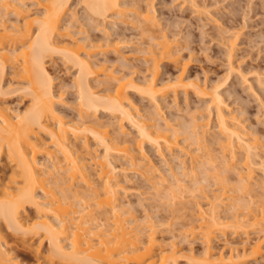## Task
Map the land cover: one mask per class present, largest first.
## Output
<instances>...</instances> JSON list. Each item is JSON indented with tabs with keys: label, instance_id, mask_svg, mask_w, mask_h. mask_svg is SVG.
Returning a JSON list of instances; mask_svg holds the SVG:
<instances>
[{
	"label": "bare ground",
	"instance_id": "6f19581e",
	"mask_svg": "<svg viewBox=\"0 0 264 264\" xmlns=\"http://www.w3.org/2000/svg\"><path fill=\"white\" fill-rule=\"evenodd\" d=\"M70 1L71 0H33L34 5H37H35L37 10L34 11L32 9L33 11H31L30 7L28 8L29 4L27 5L25 0H0V94L8 93L5 89L6 85L4 83V77L6 75V69L11 66L14 70L16 69L14 74H17L18 77L20 76V79L18 80L23 79L27 82H22L26 85H24L25 87L23 86V90L26 89L27 93H31L33 97V102L31 101L32 103L29 104L28 108L15 115L11 113V107L0 103V156L6 152L9 159L7 160L13 164L11 174L9 173L10 176H8L9 179L7 181H0V220L2 219L8 227L13 228L14 231H20L23 234L22 236L26 235L31 236L30 238H32L35 235L40 234V244L37 247L31 245L33 247V249L32 247L31 249L36 254V261L33 264H131L132 262H136V264H180V253L178 254L179 251L176 246L177 244L173 243L172 247H168L163 242V245L161 244L157 235V223L154 219H148V221L145 222L146 224L144 223L143 225L139 222L137 217L133 216L134 212H131L132 216L129 215L127 210V212H125V205L122 204V201L119 202L121 199L119 195L121 194V189H126L123 182L128 181L129 178L128 176H126L125 179L120 177L122 169L116 163L118 160L117 156L119 158L125 157L130 163L127 162L132 164L131 168L134 169L135 167L133 166H139L137 161L139 157H136V152L132 151L135 149H133V146L131 149V145H128L126 142L124 143V141H121L118 138H116L117 140L114 139V136L109 134V130H105L103 127V129L100 128L102 124L100 123L101 125H99V120L93 122L92 119L90 121L89 117V122L86 117L90 116L89 113L96 116V114L102 111L110 112L111 114L120 112L123 119L125 118L140 134L139 136L141 137L139 138L141 139L137 140L141 142H137V144L139 143L141 146V143L145 140L146 142H150V144H156L160 151L159 153L165 159V147L171 148L170 150H172L179 146V142L181 141H179L180 136L178 135L180 132L177 133L178 130H174L175 128L173 127V130L176 132L173 133L172 131V133L177 134L173 136V134L169 132V122H165V128H163L160 126L163 124L159 125L158 122L156 124L153 123V121L148 120L150 119L149 116L147 118L141 113L140 108L134 104L132 101L133 99L128 93L129 91L127 90L132 86L144 95L146 94L147 97L155 100L154 102L157 103L156 107L158 106V108L155 109L156 112L152 111L154 114L153 116L151 112H149V114L151 115V120H158L155 116H158L157 114L160 113L162 109L161 106H163L160 96L167 93V89L173 88L176 93L179 87L185 88V90H188V88L191 87L193 89L192 91L195 90V93L197 92L198 94L203 95L202 97H211L210 102H212L213 105L210 104L216 108V118L218 119L217 127L220 130L218 131L221 132L223 136L220 139L222 155L219 151L218 153L220 156L214 154L216 151L212 152V154H209V152L207 153L209 162L214 164L215 168H212L215 170L213 172L210 171V168L208 169L204 162L203 164H205L207 170L204 168L205 170L202 171L201 169V173L205 171L206 173L204 172V174H206L205 176L207 177L209 175L208 173L218 172V174H215L217 176L223 171L220 169L221 172H219L218 169L221 164H223L221 167L225 166L223 169L226 168L224 169V172L231 168L233 170V162L236 161L237 154H239L238 151H244L246 155L244 152L243 154L246 157L244 156L245 159L243 161L244 164H246L245 166L249 169L248 172H250L247 173L248 175L244 174L246 176H244L241 171L236 172V174L240 179L238 180L239 183L241 182L240 189L246 191L245 193L250 194L253 186L248 180H250L253 175L252 172L254 171V167L256 169V166L254 165H260L261 169L264 170V155H262L263 152L261 153L259 149L261 138H259L258 135H253L254 137L248 136L246 130H244L245 126L239 120V117L236 114L234 115L233 113L231 114L227 112L225 98L221 93L222 91L219 90L221 86L212 87V89L207 90V87H203L200 82L186 78L188 77L185 74L186 65L182 70L183 72H181L175 80L173 79L174 81L172 79L170 80L173 81L172 83L168 80L167 82L169 84L167 82L166 84L163 82V85L159 84L158 76L160 73L159 65H161V61H166L167 59L176 61L178 58L177 56H179L178 49L177 51L176 49L174 50L175 42L173 43V40L175 39L171 40L172 38L169 39L170 37L166 38L168 35L165 36L164 34L162 36L164 40H160L162 41H159L160 44L157 42V48L160 45L158 49L152 47L153 51H151V53L149 51L150 56L152 54V62L154 63V67H149L152 68L151 70L154 71V74L148 79L145 77L142 83H136L133 76H131L133 77L131 79L129 77L123 78L117 76L114 74V71H112V68L110 69L98 60L94 61L93 57L96 55L95 50L103 49L104 51V47L102 46L104 43L102 42L103 44H101L100 41V44L98 45L95 44L98 41H92L95 43L88 42L89 38L86 37L84 38V41L80 40V42L76 39L77 37L75 38L70 34L72 26L69 23L72 22V24H74L73 22L78 20L77 13H75L76 10H73V17H77L73 19L71 15L72 20L68 22L69 25L63 22L70 9ZM82 2H84L86 6H84L85 9H88V12L92 13V16L90 15V17L95 15L102 18V21H107V19L111 18L112 15L114 16V14H122V12L128 10V8H134V6H130V3L126 0H82ZM194 4L196 5V3ZM151 6L152 3L149 4V7L146 5L143 10V7H140L141 9L138 7L133 9L134 15L137 14L136 18L139 17L141 19H139V21H143L147 27L150 26L148 27L150 29L154 27L158 19L155 12L156 10H154L155 8ZM129 11H132V9ZM10 12L14 14V17L16 16V18H14L15 20H12V22L9 17ZM104 29L106 30L107 28L104 27ZM107 32V34H109V31ZM57 35L61 38H56ZM233 37L231 36L230 39L226 38L227 40L224 39V44L228 43L227 50L229 51V57L232 61L234 60L233 56H235L234 54L236 53L235 49L237 48L236 44L238 39L237 35H233ZM154 38L152 37V39ZM85 40H87V42ZM9 42L10 45L8 46ZM109 42L111 43V41ZM110 43H106V47L110 46V48H113L114 46L119 48L120 41ZM111 45L113 46L111 47ZM98 46H102L103 48H98ZM92 48H94L95 52L92 51ZM116 48L114 49L116 50ZM55 54H61L65 60L73 62V64H76L78 67L79 72L77 73V78L75 77L76 80H74L79 89L78 95L80 98V108L78 107V109H80V113L78 118L81 114V120H72L74 122H71V120L68 121L65 114L63 115L57 109L56 104L58 103V100H63L64 96H62V93V95L60 93L57 95L54 90V80L56 78L52 73L53 71H51L48 66V58H52ZM232 67L235 68L234 65H232ZM234 68H232V70ZM100 75L105 76L106 82L112 80V82H110L111 87L106 88L111 90L113 87L111 90L112 92L110 91L105 94H99L98 90L97 92L93 89L94 85L92 86L93 83H91L93 80L91 81L90 78ZM113 81H115V83H113ZM112 83L114 85H111ZM9 85L8 87L10 89L11 87ZM18 89L19 88L16 87L15 90ZM10 90H13V88ZM158 109L160 110L158 111ZM210 110L212 111V109ZM209 118L211 119L210 116ZM209 118L195 117V121L193 118L194 124H192L193 122L191 123L193 128L189 126L192 128V130L189 128L190 132L192 131L193 133L191 134L187 129L185 131V133L189 132L193 136H189L188 138L187 135L185 138L201 143L197 144V146H199V148H197L200 150L197 149L199 154H197L198 151H191L189 145L188 149L186 147H180V149H182V154L184 152V155H190L192 159L191 162H197L203 158H201L203 155L200 154L202 151L200 148L202 145H204L203 147H206L207 143L205 145V142L203 141L207 138V133L211 132L208 131V128L211 126L210 121L212 120H209ZM93 119L95 118L93 117ZM121 128L122 132L126 131L123 129V123L121 124ZM41 132H44L47 135V138L41 137ZM90 133L92 134L91 137L93 136L101 147L103 146L104 153H101L102 155H97V153L96 155H93L92 152H95V150H91L92 145L90 143ZM170 134L173 137H171ZM76 139L82 140V144H80V146L82 145V148L78 147L79 145L76 143L77 141L75 142ZM192 140L191 142L193 144ZM216 140L217 139H215V141ZM206 142H208V140H206ZM140 146L138 147L141 148ZM143 147L144 145L142 144V149ZM141 151L143 152V150ZM40 155L47 156V159L50 160L49 162L51 163H46L45 161L47 160L42 161ZM173 155L175 154L173 153ZM184 157L186 156L180 158L182 163L181 167L183 168H179L184 169L183 173H187L186 169L188 165L186 166L187 162ZM227 157H229V159H227ZM145 159L147 160V158ZM165 160L168 159L166 158ZM217 160L221 163L219 166H216L217 164H215L218 162ZM231 160L234 161L232 162ZM229 161L232 163H229ZM145 165L148 166V172L157 175L156 171L158 169L150 159L147 160ZM137 166L136 170L138 169ZM195 166H197V164ZM195 166H192L193 172L196 169ZM199 167L200 166L197 168ZM235 168H237V166H235ZM91 169L93 171H91ZM136 170L135 172L139 171ZM232 170H230V172ZM197 171L200 172V170ZM228 172H226V174H228ZM194 173L193 176L197 178L199 173H196L197 176L194 175ZM142 175H145V172H143ZM164 175L165 174H160L161 179L159 182H155L158 184L157 186H159L160 183H164L163 179L166 177H164ZM184 175L187 176L186 174ZM190 175H192V173ZM175 177L177 180L176 183H179L180 188V181H183V184L184 179H179L177 176ZM221 177L219 175V178L223 179L224 173ZM95 178H97L98 183ZM221 182L222 180L220 183ZM76 183H79V185L82 183V185L76 187ZM82 186L86 188H82ZM183 186L184 184L182 185V190L185 187ZM234 188L235 186L231 189L227 187V189H230L232 192L236 190ZM236 188L239 189L238 185ZM71 189L73 192L70 191ZM169 189L170 188H166V192ZM184 189L186 190V187ZM223 189L224 190L219 193H217L218 191H213L215 195L212 197L208 194L204 195L206 196V200H208V204L206 203L207 205H205L207 207H204L201 201H198L196 204L194 202L196 208L198 207L197 211L199 212V218H197L198 223L186 222L187 224H190H188V230L186 229L189 234L196 235L201 233L202 235L200 236L204 237V240L207 243L206 256L208 257L213 255V241L216 238L217 231L221 230L220 228L233 226V228L235 227L238 231L240 229L244 231L249 225L253 227L254 224H261V220L264 219V211L262 210L263 212L261 213L260 209V215H258L259 213L255 215L256 212L252 211L254 214L252 215L251 213V218L256 219L252 221L250 216L248 217V215H250L248 212L251 210L248 212L245 210L246 207L249 208L246 203H243L244 206L242 207L239 205H237L239 207L235 206V208L237 207L236 210L238 208H244L242 210L238 209L239 211H237V213L233 210V214L234 212L236 214H231L232 216L222 212L229 205V207L233 209L234 206L232 208L231 205L235 202L232 200L234 194L232 193L233 195H231L230 190H227L226 188ZM40 191L42 193H40ZM171 191L168 192L173 193ZM69 193H71V195ZM165 195L168 196L167 193ZM234 198H236V196H234ZM85 201L87 202L85 203L86 205L84 204ZM79 203L82 209L79 207ZM92 205H99L100 207L105 206L104 208H107L106 211H104L105 209L103 210L102 214L104 217L105 214L106 217L108 213L111 214L113 218H111L113 220V225L111 227H107L108 224L105 226L106 222L100 224V219L102 217L93 213L95 210ZM28 206L35 209L34 212H36V215L32 218L27 216L26 211ZM91 206L93 208H91ZM76 207L79 209H76ZM229 207L227 209H229ZM222 213L224 214L223 216ZM98 216L100 217L99 219ZM104 217L102 220H104ZM106 217L105 221L107 219ZM109 219L110 218H108V220ZM99 220L100 222H97ZM191 220H193V218ZM92 224H97V227L92 226ZM251 227H249V229ZM263 228L261 229L264 233ZM246 231L249 235L250 231H248V229ZM4 236H2L0 230V264H26V262L23 263L24 261L22 262L19 258L17 259V257L12 255L13 251L11 252L10 250L12 249L8 247L9 242L7 239L6 241L2 240ZM263 236L260 235L259 239L253 242L249 247L244 245L242 250H240L241 248L239 249L238 246L234 247L233 245L231 248L232 250L230 249L231 252L228 255L221 254L219 258L220 261L222 260L224 264H239L240 258L248 255H250L249 257L257 255L261 252L264 245V238H261ZM46 238L50 242L49 248H47L48 250L46 254H41L40 246ZM248 240L244 241L248 242ZM248 250H250V253L246 255Z\"/></svg>",
	"mask_w": 264,
	"mask_h": 264
},
{
	"label": "rangeland",
	"instance_id": "374dc122",
	"mask_svg": "<svg viewBox=\"0 0 264 264\" xmlns=\"http://www.w3.org/2000/svg\"><path fill=\"white\" fill-rule=\"evenodd\" d=\"M126 1L130 3V6L132 7L134 6V8H128V10L124 11L125 13L122 12V14L119 13L114 14V16L112 15L111 18L107 19V21L105 20L102 21L103 20L102 18H99L95 15H93V17H90L92 13L88 12L89 11L88 9H85L86 6L84 2H82V0L80 1L71 0L69 12L66 14V17L63 20V22L65 24H68V22L72 20L71 15L73 19L78 16L79 21L75 19L76 21L73 22L74 24H72V22L69 23L72 26V28L70 29L71 30L70 34L73 35L75 38L77 37L76 39H78L79 41L80 40L84 41V38L86 37L89 38L90 40L89 41L87 39L88 42L98 41L97 43L92 42L98 45L100 44V41L101 44L104 43L105 46L104 44L102 45L104 47V51L103 49L95 50L96 55L95 57H93V60L94 61L98 60L99 62L104 63L103 65L108 66L110 69L112 68V71H114V74L117 76L123 78L129 77L130 79L134 77L133 79L136 81V83H142L145 77L148 79L150 78V76L152 77V74H154L153 73L154 71L151 70L152 68H150V67H154L153 65L154 63L152 62L153 60L152 54L151 56L149 54V51L150 53L151 51H153L152 47L154 48L156 47V49L159 48L160 42L164 40L162 38L164 34L165 36L168 35L166 38L170 37L169 39L172 38L171 40L175 39L173 40V43L174 42L176 43V44L174 43V50L176 49L177 51L178 49L179 56H177L178 58L176 61L175 60L171 61L170 59H167L166 61L162 60L163 62L161 61V65H159L160 73L158 76V82H160L159 84L160 85H163L164 83L166 84L168 80L170 83H172L176 79V77L181 72H183L182 70L186 65L185 74L186 76H188L186 78L200 82L203 87L205 86L207 87V90L212 89V87L221 86L219 90L222 91L221 93L225 98L226 101L225 106H227L226 108L227 112L231 114L233 113L234 115L236 114L239 117V120L245 126L243 127L244 130H246L248 136L254 137L258 135V137L261 138L260 147L262 148L259 147V149L261 153L263 152L262 155H264V0H190L191 2L189 0H132V1L126 0ZM25 2L27 3V5L29 4L28 8L30 7L31 11L37 10V7H35L36 4L34 5L33 0H25ZM147 3L149 4L152 3L151 7L155 8L154 10H156L155 12L158 18L154 27L151 26L153 27L151 29L148 28L150 26L147 27L145 23H143V21H139L140 18L139 17L136 18L137 14L134 15L133 12V9H136V7H138L139 9L143 7L142 10L146 7V5L149 7V4ZM194 3H196V5ZM130 9H132V11H129ZM73 10L74 11L76 10L75 11V13H77L76 17H73L74 14ZM9 14L8 15L11 18V22H12V20H15L14 18H16V16L14 17V14L12 12H10ZM104 27L107 29L105 30ZM107 31H109V34H107L108 33ZM232 34L234 36L237 35L238 37L236 44L237 48L235 49L236 53L234 54L235 56H233L234 58L233 61L229 57V51L227 50L228 43L224 44L225 40L230 39L231 36L233 37ZM152 37L155 38L152 39ZM56 38H61V37L57 35ZM108 39L109 41H111V43L120 41L119 48H116L113 45H111V47L113 46V48H110V46H107L108 47L107 48L106 45L110 43ZM87 40L85 41L87 42ZM157 42L159 43L158 48H157ZM9 45L10 42L8 46ZM102 46L100 47L103 48ZM100 47L98 46V48ZM114 48H116V50ZM92 49H93L92 51L95 52L94 48ZM60 55L55 54L52 58L50 59L48 58V66L50 70L53 71L52 73L56 78L54 80L55 82L54 90L56 91L57 95L59 93L60 94L62 93L63 95L62 94L61 95L64 96L63 100H65V101L58 100L56 106L57 109L63 115L65 114L68 121L71 120V122H74L76 121V119L81 120L80 118L81 114L78 118V115L80 113V109H78V107L80 108L79 106L80 98L78 95L79 89L77 84H75L76 83L75 77L77 78V73L79 71L76 64L74 65L73 62L65 60V58L62 57V55L61 56ZM83 55L86 57L84 53ZM232 65H234L235 68L232 67ZM232 68L234 69L232 70ZM15 70L11 66H9L6 69L4 83L6 85L5 89L8 91V93L0 94V103L1 104L3 103L5 106L11 107L12 109L10 111L13 115L25 111L28 108L29 104L33 102L32 101L33 97L31 93L30 94L29 92L27 93L26 89L23 90V86L25 85L24 83L27 82L24 81L22 78H21L22 80H18L20 79L19 78L20 76L18 77L17 74H14ZM101 76L103 77V79ZM171 79L174 80L170 81ZM90 80L91 81L93 80L92 82L91 81L90 82L93 83L92 84V86L94 85L93 89L95 91L98 90L99 92L98 91L97 92L99 94H103V93L105 94L106 92L108 93L113 88L112 87L111 90L106 89L107 87H111L110 82H112V80L106 82L105 76L103 75L97 77L95 76L91 77ZM23 81L24 83H22ZM10 82L12 85L11 84L9 85ZM113 83H115V81H113ZM113 83L111 85H114ZM7 84L11 87L10 89L13 88V90H10ZM14 87L15 89L16 87L19 89L15 90ZM131 87L132 86H130V88H128L127 91H129L128 93L130 94V97L133 99L132 101L134 102V104H136V106L140 108L141 113L147 118L149 116L150 119L148 120L153 121V123L157 124L158 122L159 125L163 124L160 125L163 128H165L164 123L169 122L170 125L169 132L173 134L178 130L177 133L180 132L178 136H180L179 141L181 142H179V146L173 148L174 150L173 149L170 150L171 148L165 147L166 148L164 151V153H166L165 159L167 158L168 160H170L168 161L165 160L164 157L159 153L160 151L158 150L156 144L154 143L150 144V142H146V140L141 143V146L139 143L137 144V142H141L137 140V139H141L139 138L141 137L139 136L140 134L138 133L137 129L134 128L125 118L123 119V116H121L120 112L111 114L110 112L102 111L96 114V116L93 115L92 113H89L90 116L87 115L88 117H86V119H88L87 121H89V117H90V121L92 119L93 122L99 120V125L102 124L100 128L103 127L105 130L106 129L109 130V134L114 136L113 137L114 139L118 138L121 141H124V143L125 142L128 143V145H131L130 146L131 149L133 146V149L135 150L132 151H135L136 153L135 152L134 153L136 157H139L137 160L139 166L136 165L138 169L136 170V166H133L135 167L134 169L136 171L138 170L139 171L135 172V170L131 168L132 164H129L130 162L125 157L119 158L117 156L118 160L116 161V163L122 169L120 177L122 179H125V177L128 176L129 178L128 181L123 182V185L125 186L126 189H121L120 191L121 194H119L121 199L119 202L122 201V204L125 205V212L128 211L129 215H131L134 212L133 216L137 217L139 219V222L142 223L143 225L146 221H148V219L150 220L154 219V221L157 223V227H158L156 228L157 235L159 237V240L161 241V244L163 242L168 247H172L173 243L177 244L176 246L178 247V251H179L178 254L180 253L179 254L180 264H224L222 260L220 261L219 258L221 254L228 255L231 252L232 250L231 248L233 247V245L234 247L238 246V248L239 249L241 248L240 250H242L244 248V245L249 247L253 242L259 239L260 235L262 236L264 235L261 229L264 226V222H263L264 219L261 220L262 221L261 224L260 223L258 225L254 224L253 227L249 225L248 228H246L244 231L241 229L238 231V229L236 230L235 227L233 228V226H227L226 227L227 229L220 228L221 230L217 231L216 238L213 241L214 252L211 257L206 256L207 243L205 242L204 237L200 236L202 234L201 233L200 234L198 233L196 235H193L191 233L189 234L186 231V229L188 230L187 227L189 223L187 224L186 222L189 221V222L198 223L197 218H199V212L197 211L198 207L196 208L195 204L198 201H201L203 206L207 207L205 205L208 204V200H206L205 198L206 196L204 195L208 194L210 197H212L213 195H215L213 191L215 192L218 191L217 193H219L224 190L223 188L227 189L228 187L231 189L233 188V186H235L234 189L238 191L232 189L234 190V192H232L230 189H227L231 191V195L234 194L232 200H234L235 202L237 201L236 203L234 202L231 205L232 208L233 206L235 208V206L237 205L242 207L244 206L243 203L244 204L246 203L250 209L246 207L247 209L245 208V210L247 212L251 210L250 212H248V214L250 213L248 217L250 216V219L254 221L255 218L253 219L251 218V216L254 214L252 211L256 212L255 215L259 213L260 209H261V213L264 211L263 209L264 208V186H263L264 170L261 169L260 165L258 166L254 165L256 166V169L254 166H252L254 167V171H253L254 173L252 171L251 172L254 176L252 175L250 180H248L249 183H251L253 186L252 191H250L251 194L245 193L246 191L241 190L240 189L241 182L239 183L238 180L240 179L238 178L236 172L241 171L243 175L250 172V171L248 172L249 169L245 166L246 164H244L243 160L245 159L244 156L246 154L242 150L245 155L243 154V152L238 151L239 154H237L236 161L231 160L232 162L234 161L233 162L234 169L232 170L231 168L230 169L232 170L231 172L228 169L225 170L226 172L229 171L228 174L224 172V169L226 168L223 169V167L225 166L221 167V165L223 164H221L218 161L219 159L217 160L218 162L215 163L217 164L216 166H219V164H221L218 169L219 172H221V170L223 171L219 175L221 177V175L224 173V177H223L224 180L221 179L222 177L219 178V175L217 176L215 175L218 174V172L208 173L209 175L207 176L208 177L207 178L205 176L206 174H204L205 171L201 173L203 170L206 169V166L208 169L210 168L209 170L212 172L215 170L214 164L209 162L207 153L209 152V154L210 153L212 154V152L216 151V153L214 154L219 155V153H221L222 155L220 139L223 137L221 132H219L220 131L219 128L217 127L218 119L216 118L217 116L216 108H214L215 106H212L213 104L212 102H210L211 97L208 96L202 97L203 95H200L197 92L195 93V90L192 91L193 89L191 87H190L191 89L188 88V90L179 87L176 93L174 89L171 87L172 89H167L166 91L168 92L165 93L163 96H160L161 98L160 100H162L163 102V106L161 107L162 109L163 108L164 109L163 110L161 109L160 113L157 114L158 116H155L158 120H151V115L149 114V112L152 113V111H155V109L158 108V106L156 107L157 103L154 102L155 100L151 99L150 97H147L146 94L144 95L143 93L139 92L133 87L131 89ZM210 109H212V111ZM159 110L160 109H158V111ZM153 115L154 114L152 113V116ZM209 116L211 117L212 120L209 118ZM93 117L95 119H93ZM195 117H200V118L208 117L209 120H211L210 121L211 126L208 128L209 129L208 131L211 132L207 133L208 136L206 135L207 138L204 139L203 141L205 142V145L206 143L207 145L206 147H203L204 145H202V147L200 148L202 149L200 154L203 155L200 156L201 158L203 157L202 158L203 160L200 159L199 161H197L198 163L196 161L191 162L192 159L190 155L189 156H187L188 154L184 155V152L182 154L181 152L182 149H180V147H186L188 149V147L190 146L189 149L191 148L190 149L191 151L195 152L199 150L198 149L199 146H197V144L200 142H196V141L194 142V140L188 139L189 136L193 137L191 135L193 132L192 131L190 132L189 128L192 130L193 128L192 124H194L193 118L195 121ZM122 123L124 125L123 129L126 130L125 132H122L121 130ZM189 123L192 124L190 125ZM189 126H191L192 128ZM173 129L174 130L177 129V130L174 131ZM186 129L191 134L189 132L185 133ZM41 133H40L41 137L47 138V135L44 132ZM89 135L91 137L92 134L90 133ZM174 135L177 134L175 133L173 134V136ZM187 135L188 138H185L187 137ZM173 136L171 135V137ZM92 138L93 136L90 139V143L92 145L91 150L92 151L95 150V152H92L93 155H96V153L97 155L98 154L102 155L101 153H104L103 146L101 147V145L94 138H93L94 140ZM215 139L217 140L215 141ZM191 140L193 141V144ZM206 140H208V142H206ZM81 141L82 140L80 139L75 140V142L79 145L78 146L76 144L79 148L82 146V145L80 146V144H82ZM142 144L144 145L143 149H142ZM138 146H140L141 148H139ZM138 148L143 150V152ZM199 151L197 152V154H199ZM173 153L177 155L175 156L173 155ZM183 156H186L184 158L186 159L187 162V164L185 163L186 166L188 165L186 169L187 173H183L184 169H181L183 167H181L182 163L180 158H182ZM40 157L42 161L47 160L48 162L45 161L46 163H51L49 162L50 160L47 159V156L40 155ZM145 158H147V160L150 159L152 163L155 165V167L158 169L156 171L157 175L155 174L153 175L151 172H148L149 169L148 166L145 165L147 163V160ZM7 159H8L7 153L4 152L0 156V160H1L0 181L1 180L7 181L9 179L8 176H10L11 174L12 171L11 169H13L12 168L13 164H11V162L8 161L9 159L8 160ZM227 159H229V157H227ZM231 161H229V163H232ZM204 162L206 166L205 164H203ZM196 164L197 166H195ZM193 165L197 170H200V172H198L194 168L195 169L194 172L197 171L196 173H199V176L197 178L193 176L194 173L192 171ZM198 166L200 167L197 168ZM235 166H237V168H235ZM91 171L93 170L91 169ZM143 172H145V175H142ZM191 173L192 175H190ZM196 173H194V175H196ZM160 174H165L164 177L166 176L165 177L166 180L164 178L163 179L164 183L163 184L160 183V185L157 186L158 184H156L155 182H159V180L161 179ZM184 174H186L187 176H185ZM173 175L177 176V178L179 177V179L180 178L184 179L183 184L186 187L187 191L184 189L185 188L184 186L182 190L183 181L180 180L179 181L181 182L180 183L181 187L179 188L180 185L179 183H176L177 181L176 177ZM95 179L96 182L98 183L97 178ZM220 179L222 180L221 183H220L221 181ZM80 185H82V183ZM80 185L79 183H76L75 186L79 187ZM237 185L239 189L236 188ZM187 186L189 187V189ZM83 187L84 186H82V188ZM166 188H170V189L167 190L166 192L165 190ZM70 191L73 192L72 189ZM168 191H171L173 193H170ZM40 193L42 192L40 191ZM71 193L69 194L71 195ZM166 193L168 196L165 195ZM234 196H236V198H234ZM85 203L87 202L85 201L84 204ZM92 206L91 208H93ZM98 206L99 205L94 206V210L96 213L95 212L93 213L99 215L102 218L100 219L101 222L100 220L97 222H100V224L101 223L104 224L106 222L105 226L108 224L109 226L107 225V227H111L113 225L112 223L113 218L111 214L108 213L106 217V214L104 213L105 217L107 218L105 221V217L102 214L103 210L105 209L104 208L105 206L104 207L99 206V208ZM229 206H227V208ZM79 207L81 208L80 203H79ZM227 208L222 212L232 216L236 214L237 211L242 210L244 207L242 209L238 208L239 210L238 209L236 210V208L235 209L234 208L231 209L230 207L229 209ZM76 209L79 208L76 207ZM106 209L104 211H106ZM233 210L236 211V213L234 212L233 214ZM34 211L35 209L33 207L28 206V209L26 211L27 216L31 218L35 216L36 212ZM261 213H259L258 215H260ZM223 215L224 214L222 213V216ZM99 216L98 219L100 218ZM103 217L104 220H102ZM108 218L110 219L108 220ZM192 218L193 220H191ZM5 224L6 223L1 219L0 230L2 236L5 235L2 240L6 241L7 239V241L9 242L8 247L12 249L10 250L11 252L13 251L12 255L17 257V259L19 258L20 261L22 262L24 261L23 263L25 262L26 264L35 263L36 254L32 250L33 247L31 245L33 246L35 245L37 247L40 244V237H41L40 234L35 235L32 238H30L31 236H26V235L22 236L23 234L20 231L17 230L14 231L13 228L11 227L9 228L8 225ZM92 226L97 227V224L94 225L92 224ZM249 227L251 228L249 229ZM247 229L248 231H250L249 235L248 232L246 231ZM261 238H264V236ZM244 240H248V242L247 241L245 242ZM49 243L50 242L49 240H47V238L44 239L43 244L40 246L42 252L41 254H46L48 250L47 248H49ZM249 253L250 250H248L246 255H248ZM249 256L250 255L240 258L239 264H264V245L260 253H258L257 255H252V257ZM131 264H136V262L135 263L132 262Z\"/></svg>",
	"mask_w": 264,
	"mask_h": 264
}]
</instances>
